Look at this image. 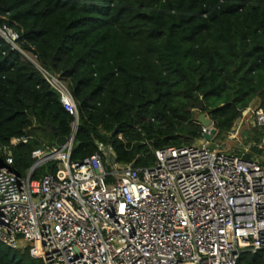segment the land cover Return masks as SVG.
Listing matches in <instances>:
<instances>
[{
	"label": "trees",
	"instance_id": "trees-1",
	"mask_svg": "<svg viewBox=\"0 0 264 264\" xmlns=\"http://www.w3.org/2000/svg\"><path fill=\"white\" fill-rule=\"evenodd\" d=\"M0 25L67 83L75 162L102 143L119 164L151 167L154 151L202 139L197 114L208 113L221 140L250 106L264 108V0H0ZM74 123L43 74L0 41V167L10 148V169L25 177L33 152L65 144ZM263 141L253 127L243 154L264 168ZM56 170L48 164L32 179ZM0 264L43 261L0 242ZM238 264H264V254L243 253Z\"/></svg>",
	"mask_w": 264,
	"mask_h": 264
},
{
	"label": "built area",
	"instance_id": "built-area-1",
	"mask_svg": "<svg viewBox=\"0 0 264 264\" xmlns=\"http://www.w3.org/2000/svg\"><path fill=\"white\" fill-rule=\"evenodd\" d=\"M0 41L33 64L75 115L72 136L35 150L25 177L10 169L11 149L4 148L1 243L30 247L43 264H238L243 253L264 254V168L244 154L211 149L204 135L214 125L203 127L194 145L154 151L151 167L112 162L113 148L102 143L94 155L72 161L78 112L68 85L43 69L34 49L19 46L11 26L0 25ZM244 125L264 129L259 101L230 138L240 140ZM27 142L14 138L10 147ZM53 163L55 173L32 179Z\"/></svg>",
	"mask_w": 264,
	"mask_h": 264
},
{
	"label": "rangeland",
	"instance_id": "rangeland-1",
	"mask_svg": "<svg viewBox=\"0 0 264 264\" xmlns=\"http://www.w3.org/2000/svg\"><path fill=\"white\" fill-rule=\"evenodd\" d=\"M252 128L253 126L248 127L247 125H244L240 140L232 139L230 138V136L224 139H221V140H217L214 138L215 140L213 139L210 143V148L211 149L222 148L229 153H234V154H239V155L243 154L245 152V149L250 147V145L246 144V137L248 136Z\"/></svg>",
	"mask_w": 264,
	"mask_h": 264
},
{
	"label": "water",
	"instance_id": "water-1",
	"mask_svg": "<svg viewBox=\"0 0 264 264\" xmlns=\"http://www.w3.org/2000/svg\"><path fill=\"white\" fill-rule=\"evenodd\" d=\"M195 120L202 125L204 128H209L214 125V122L208 117V113L205 114H197L195 117ZM78 125V123H77ZM55 130V129H54ZM217 134V130L215 128H212L210 134H205L204 139L208 142H211ZM116 158H112V162H115Z\"/></svg>",
	"mask_w": 264,
	"mask_h": 264
}]
</instances>
